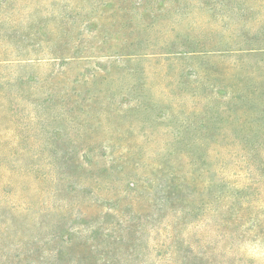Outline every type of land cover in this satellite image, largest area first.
Here are the masks:
<instances>
[{"label": "rangeland", "instance_id": "1", "mask_svg": "<svg viewBox=\"0 0 264 264\" xmlns=\"http://www.w3.org/2000/svg\"><path fill=\"white\" fill-rule=\"evenodd\" d=\"M0 264H264V0H0Z\"/></svg>", "mask_w": 264, "mask_h": 264}]
</instances>
